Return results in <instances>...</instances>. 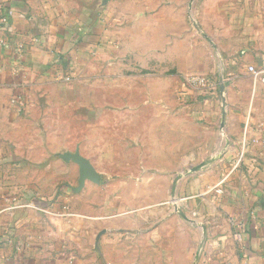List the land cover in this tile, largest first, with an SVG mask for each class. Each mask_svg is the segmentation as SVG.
<instances>
[{
  "label": "crops",
  "instance_id": "obj_1",
  "mask_svg": "<svg viewBox=\"0 0 264 264\" xmlns=\"http://www.w3.org/2000/svg\"><path fill=\"white\" fill-rule=\"evenodd\" d=\"M187 2L0 0V210L42 196L54 212H0V264H264V80L247 70L264 64V0H207L199 22ZM193 75L213 85L193 88ZM66 152L100 181L75 191ZM211 158L178 182L192 223L172 208L173 180Z\"/></svg>",
  "mask_w": 264,
  "mask_h": 264
},
{
  "label": "rangeland",
  "instance_id": "obj_2",
  "mask_svg": "<svg viewBox=\"0 0 264 264\" xmlns=\"http://www.w3.org/2000/svg\"><path fill=\"white\" fill-rule=\"evenodd\" d=\"M206 1L207 0H190V3L192 2V15H193V17H195V19L199 22V19H200V13H201V9H203L204 7H205V3H206ZM188 2H189V0H188ZM187 2V3H188ZM203 14H204V12H203ZM204 16H205V14H204ZM188 19L190 20L189 22L192 24L191 26V29H192V33H193V35H195V36H197V37H199V35H200V33H199V31H197L196 30V28L194 27V25H193V22H192V19H191V17H190V14H189V16H188ZM118 20V19H117ZM213 50V47H212V44L210 43V42H208V51L210 52V51H212ZM86 84V83H85ZM87 86H84V89L86 88ZM99 99H103V97L101 96ZM91 101L93 102L94 101V97H92V98H87V97H85V100L83 101V100H81L80 101V103L79 104H85V105H89V104H91ZM91 106H96L94 103L93 104H91ZM81 116H82V114H80ZM84 115V114H83ZM109 115V114H108ZM97 117L96 116V114L95 113H93V117ZM100 116H102V112L100 113ZM110 116V115H109ZM112 116V117H111ZM110 117H111V120L112 121H116V120H119V118H118V116L116 115V114H112ZM92 117V115L90 114V118L92 119L93 118ZM95 117H94V119H95ZM114 130L115 129H113L112 130V133H114ZM84 131H87V129H84ZM123 131H125V130H123ZM129 132H130V130H128ZM106 132H108V130H106ZM87 133H88V131H87ZM94 133L96 134V137H98V136H101L103 133H104V130L103 129H101V128H98V129H96L95 131H94ZM118 148H117V150H116V147H115V152H116V154H120V151H118V149L119 150H121L122 152H125V153H131V156L132 155H135V151L133 150V151H130V146H121V147H123L124 148V150H122L121 148H120V146H117ZM98 148H100V146H94V145H90V144H88V143H86L85 141L83 142V144H82V147H81V149H82V151H83V153L84 154H86V155H90L91 154V156H93V153H96L97 151H98ZM97 154V156L99 155V152L98 153H96ZM95 163H97L100 167H102V169H104V170H111V171H113V169L114 170H119L121 167H123V166H125V168H127L126 166H129L130 168H132L133 170L135 169V166H136V162L135 161H129V162H126V161H120V160H110V161H103V160H97V161H95ZM147 163L148 164H153V165H158V164H163V163H166V162H162L161 160H154V161H147ZM171 163H173V162H171ZM17 164V163H16ZM167 164V163H166ZM18 165V164H17ZM66 169H68V167H66ZM180 171H182V170H180ZM114 172V171H113ZM115 173H118V172H115ZM75 178H76V176H75ZM31 179V178H30ZM76 180V179H75ZM74 180V181H75ZM70 181H71V176L70 175H68V176H65L64 178H63V180L59 183V185H58V188L60 189V191L59 192H61V193H63V195H64V197H65V201L66 202H70V200H72V196H74L75 195V191L73 190V189H70V187L68 186V183H70ZM33 182V181H32ZM33 185L35 184V183H32ZM27 186L26 188H24V187H22V189L23 190H25V189H28V188H32L33 189V187L34 186ZM30 190V189H29ZM29 190H26V191H28L29 192ZM82 192V191H81ZM83 201V200H82ZM174 204V203H173ZM178 204V207H180L182 210H183V208H182V206L180 205V203L178 202L177 203ZM164 206H167V205H163L162 207H164ZM174 207H172V208H175V205H173ZM174 211H175V214H178L177 212H176V210L175 209H173ZM184 211V210H183ZM157 222V220L154 222V223H156ZM192 233H193V236H192V242H193V248H192V260H193V262H194V259H195V256H196V253H197V250H198V248H199V246H200V243H201V237L199 236V235H196L195 234V232L194 231H192ZM195 234V235H194Z\"/></svg>",
  "mask_w": 264,
  "mask_h": 264
},
{
  "label": "water",
  "instance_id": "obj_3",
  "mask_svg": "<svg viewBox=\"0 0 264 264\" xmlns=\"http://www.w3.org/2000/svg\"><path fill=\"white\" fill-rule=\"evenodd\" d=\"M202 34H203V36H205L207 38V40H209L211 42L210 38L205 33H202ZM224 88H225V85L222 84L221 90L223 91ZM222 114H223V117H222L221 127L223 128L224 127V119H225V108H223ZM62 156L64 158H67V159H72L73 161L77 162L80 166L79 186L77 188H74L75 191H79L83 188V186L85 185L86 179H90V180H93L95 182L100 181V175L97 172V170L95 169V167L91 164V162L88 159L82 157L78 152H76V153L66 152V153L62 154ZM213 161H214V159L211 158V159L205 160L203 162H200L199 164L189 168L187 171L180 173V174H177L173 180V184H172V188H171V196H172L171 200L175 205L174 209L182 218H184L185 220H187L189 222L195 223V220L188 217L187 214L180 207H178V204H177L178 198L176 196V193H177L178 182H179V180H181L185 176H188L194 172L199 171L201 168L207 166L208 164H210ZM199 252H200V250H198L196 253L197 259L199 257Z\"/></svg>",
  "mask_w": 264,
  "mask_h": 264
},
{
  "label": "built area",
  "instance_id": "obj_4",
  "mask_svg": "<svg viewBox=\"0 0 264 264\" xmlns=\"http://www.w3.org/2000/svg\"><path fill=\"white\" fill-rule=\"evenodd\" d=\"M6 20L7 19L4 16L1 18V22H6ZM247 70L255 78H261L264 80V64L259 67L254 65H248ZM185 81L188 85H190L193 88L208 87L213 85V81L209 77L201 76V75L188 76L185 78ZM6 201H7V205L4 208H2L0 212L6 210L18 209V208H33L42 212L54 214L53 211H50L47 208H45V206L43 205L45 199L42 196H36L31 199H27L20 196H11V197H7Z\"/></svg>",
  "mask_w": 264,
  "mask_h": 264
}]
</instances>
